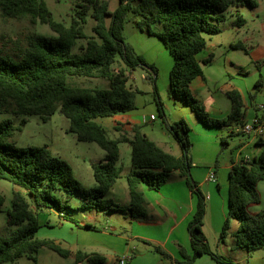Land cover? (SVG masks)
Here are the masks:
<instances>
[{"label": "trees", "instance_id": "1", "mask_svg": "<svg viewBox=\"0 0 264 264\" xmlns=\"http://www.w3.org/2000/svg\"><path fill=\"white\" fill-rule=\"evenodd\" d=\"M68 26L56 22L43 0H0V17L26 19L30 25H47L54 33L43 36L35 33L17 37L0 35V114L21 117L16 126L12 119L0 120V180L17 187L12 190L10 209L6 212V226L0 230V264L13 263L26 256L37 263L36 253L47 247L63 258L73 257L76 264H103L105 258L97 252L76 251L52 240L36 238L40 228L38 213L52 210L64 220L82 229L98 230L96 226L71 217V206L63 199L75 197L80 201L78 209L104 212H120L129 219H145L148 205L141 186L158 191L170 181L173 172L185 180L196 196V208L187 230L192 255L183 248L180 254L191 264L198 256L209 255L218 264H236L231 259L214 253L203 233L205 215L204 197L190 175L191 128L181 118L167 123L163 102L156 87L157 68L147 63L133 48L125 43L123 29L128 15H132L135 27L155 36L173 59L169 72L168 97L182 101L194 111L199 121L209 127H222L228 122L244 125V104L237 90L226 92L231 101L227 119H210L201 103L189 89L191 81L202 75V65L196 55L205 49L206 36L220 33L219 24L226 20L230 8H235L233 26L245 24L238 8L257 7L256 0H120L118 7L110 11L107 1L80 0ZM91 11L94 22L92 34L87 35L84 24ZM109 19V20H108ZM160 29L156 30V26ZM78 40L84 46L78 52L74 47ZM121 62L116 66L117 62ZM136 67L146 71V80L153 85L154 102L162 122L178 141L182 155L177 157L159 148L140 130L133 126V136L111 139L98 122L136 108L135 97L140 91L127 86V72ZM72 77L105 78L106 88L71 86ZM260 75L255 89L262 85ZM250 94V99H253ZM59 111L69 121V131L78 141L97 144L103 158L91 165L95 185L83 187L74 177L71 167L54 156L47 145L19 147L11 141L15 131H20L27 117L36 115L43 122ZM261 122L262 118H258ZM130 146L131 169L126 175L129 205L121 207L104 199L107 191L120 175L117 168L119 144ZM223 148L228 146L221 139ZM256 145L263 149L251 160L234 162L229 170L228 212L219 239L227 235L230 220L239 224L234 232L235 247L254 251L264 247V210L251 212L260 202L257 184L264 180V140L258 137ZM61 197H57L56 194ZM26 196L30 197V201ZM4 197L0 194V208ZM149 244V243H148ZM163 259L170 256L161 247L152 246Z\"/></svg>", "mask_w": 264, "mask_h": 264}, {"label": "crops", "instance_id": "2", "mask_svg": "<svg viewBox=\"0 0 264 264\" xmlns=\"http://www.w3.org/2000/svg\"><path fill=\"white\" fill-rule=\"evenodd\" d=\"M256 8L257 7L253 9ZM235 11V8H230L228 10L226 14V20L219 24V28L221 32L223 25L227 20H229L231 28L235 30L236 34H238L237 36L239 37V35L242 34L241 27H243L245 24L239 28H235L233 26ZM261 28L264 30V22H262ZM211 36L213 35L206 36L205 49L196 55V59L200 63L209 57H211V61L206 65H202V75L195 77L191 81L189 89L192 96L201 103L210 119L221 120L227 119V116L231 111V101L226 96V92L230 90H237L240 93L244 104L243 122L247 124L249 117H252V123L256 119L262 118V122L264 124V104L257 102V98L254 101L253 99L248 98L249 92L251 91L250 87L241 88V86L236 84V81H241L243 78L247 77L249 71L244 69L242 64H233L230 61L215 62L213 51L207 45L208 38ZM242 37L244 38L248 48V51H245V63L247 65H251L253 63L258 76L260 77L261 75L262 79L264 80V74L261 73V70L263 69L262 63H264V51L263 54L259 51L261 46L255 42V37L253 38L247 35ZM154 38L156 37L151 36V62L148 63L154 65L157 68L158 74L161 67H163L164 71H168L169 73L173 64V59L168 51L164 48L161 41ZM236 49L237 47L234 48V50ZM165 52L169 54V57ZM261 57L263 58L261 59ZM127 75L129 78L127 86L132 89H137L134 88V85L129 81L131 78L129 71L127 72ZM145 77L146 73L142 75L143 79H146ZM92 79L101 80L99 81L101 86H97L96 88H106L108 85V81L105 78ZM262 88L263 86L260 88V91ZM158 93L161 100L163 101L167 123L171 124L183 118L191 128V147L189 150V156L191 159L190 175L204 197L205 215L203 218L202 230L210 246L209 239L212 237L211 235L217 238L216 235L220 234L224 221L227 217L229 170L232 164L241 160H251L253 157H256L263 148L259 145H256L257 139L253 136V134H244L241 131L242 125H239L235 122H228L222 127L206 126L199 121L194 111L182 101L172 97H167L168 95H166L167 98L165 99V95H162V91L158 90ZM164 93L166 94L167 91L165 90ZM150 115L155 116L149 109L135 108L129 112L118 113L113 117L99 119L98 122L105 129L107 136L111 139H118L123 136L131 138L133 136V126H140L141 132L145 134L150 140H152L159 148L177 157L181 156V149L179 153L171 152L170 145L165 141L167 136L166 131L155 129L153 124L157 120L156 116L154 121H149L146 123L143 122L144 119L148 118ZM148 123L152 125L151 128L144 130L142 126ZM235 136H239V141L235 144V146H233V149L229 155L226 153V148L229 147L232 139ZM222 138H226L228 143L226 148L222 147ZM262 139L264 140V131L262 134ZM124 145L127 146L125 147L126 149H124V151L129 152L130 155L131 150L129 144L125 142L120 143L119 161L117 162V168L120 169V175L116 183L107 191L104 196V199L112 201L121 207H127L129 205L126 175L131 169L130 158L126 166L120 162L122 146ZM251 145V151L242 156L243 151ZM211 172L215 174L216 182H211L209 180V175ZM14 188L15 190H19L17 187ZM141 189L148 205V216L145 219H129L120 212L96 211V213H92L93 211L88 209L80 210L78 209L80 201L77 198L63 196V199H67L66 201L72 207L70 213L66 212V214H69L81 224L89 223L96 226L99 214H101L104 218H112L118 213L120 219L117 218L114 225L120 229H123L124 231H128L131 235V238L136 241V245L133 246V248H128L127 244V249L124 250L125 256L123 257H126L127 260H129L128 264H186V260L181 256L179 250L183 248L188 256L192 255L187 226L196 208V196L192 193V191L189 190L185 180L179 176L178 172H173L170 181L163 185L158 191L150 190L144 184L141 186ZM257 190L259 193L260 202L258 205L252 206L249 209L253 213L264 210V180L257 184ZM0 194L4 197V203L0 208V212H5L4 225L6 226V212L8 209H10L11 196L10 203L8 204L7 198L1 190ZM43 215L45 218H43ZM51 215L57 217V220L53 221H55L58 227L63 228L66 231L68 230L70 233L69 235H72L76 231L84 230L85 232H89L99 230L79 228L74 223L61 218L57 212L47 209L38 213V222L40 224V228L44 226H54V224H51L50 221ZM116 226H107V228L102 227L98 232L110 236V234L107 233V230L114 231ZM238 226L239 224L236 220H230L225 239L223 241L215 239V250H211L218 255L231 259L236 264H252L253 261L251 252L243 248L235 247L233 234L237 230ZM61 239L64 240L63 238ZM70 239H68L67 243H73L75 246L77 244L76 238L74 241ZM107 245L108 244H103L102 242H84L85 248L83 251L87 253H100L105 258V262L103 264H119V257L117 258L116 256L107 254V251H112L110 248L111 246ZM152 246L161 247L162 250L170 256V258L163 259L161 254L155 252L152 249ZM68 250H70L72 253L81 251L77 248H69ZM65 259L67 260V264H76L73 257H68ZM191 264L218 263L215 262L209 255L204 254L198 256Z\"/></svg>", "mask_w": 264, "mask_h": 264}, {"label": "rangeland", "instance_id": "3", "mask_svg": "<svg viewBox=\"0 0 264 264\" xmlns=\"http://www.w3.org/2000/svg\"><path fill=\"white\" fill-rule=\"evenodd\" d=\"M50 12L54 21L63 23L68 26L73 18L74 11L79 9L77 7V3H80V0H43ZM107 1L108 8L112 12L114 11L120 0H100ZM257 8L253 9L249 6H243L239 8V14L246 21L245 25L241 27L242 34L237 36L235 30L231 28L230 21L227 20L223 25L220 34L213 35L208 38L207 45L212 49L214 61H230L233 64H242L244 69L248 70L249 73L247 77L243 78L241 81H236V84L241 86V88H251L249 92L252 94L253 101L257 98V102L264 104V80L262 85L255 89L256 81L259 79L258 73L256 71L253 63L251 65H247L245 62L246 55L245 51H248L247 44L244 41L242 36H251L256 38V43H258L261 48L259 51L263 54L264 51V30L261 28L262 22H264V0H256ZM91 11L87 14V21L84 24V31L87 35L92 34L93 20L91 18ZM109 20V19H108ZM135 18L132 15H128L124 29L123 36L125 39V43L133 48L136 54L140 55L147 63L151 62V36L146 32L139 31L134 25ZM156 30L160 29V26L155 27ZM26 33H35L43 36H52L54 33L51 29L45 25L36 23L35 25H30L26 19H3L0 17V35H5L9 37H17L19 34ZM158 39V38H154ZM155 41V40H154ZM158 41V40H157ZM84 40H78L75 47L74 52H78L80 47L84 46ZM234 50V48H236ZM167 53V52H165ZM168 57L169 54L167 53ZM263 57H261L262 59ZM263 62V61H262ZM261 62V63H262ZM121 62H117L116 66L120 65ZM263 69L261 73L264 74V63ZM130 72V83L134 85V88H137L140 92L136 94L135 105L137 109H149L151 113H153L157 120L153 124L155 129L160 131H166L167 136L165 141L171 147V152L179 153L180 145L177 140L168 132L169 130L165 127L162 122V118L158 113L157 106L154 103V94L153 87L149 80L143 79L142 75L146 73V71L141 67H136ZM97 79L87 78V77H72L69 81L71 86L77 87H87V88H96L97 86H101ZM156 87L158 86V90L162 91V95H165V99L167 93L165 94V90L167 91L169 84V73L168 71H164L163 67L160 68L159 74H157L156 79ZM263 88L260 91V88ZM157 90V91H158ZM163 102V101H162ZM261 113V112H257ZM3 119H12L14 124L17 126L21 117H15L11 114H0V120ZM252 124V117H249L248 123ZM151 124L148 123L143 125L142 128L144 130L150 129ZM168 130V131H167ZM239 136H235L229 147L226 148V153L230 155V152L233 149V146L239 141ZM11 141L14 142L19 147H27V146H43L47 145L51 150L52 154L62 160H64L72 169L73 175L75 179L85 188H91L95 185L93 179V173L91 165L93 163H97L102 159L105 154L104 151L95 143L92 142H82L78 141L73 133L69 131V121L63 115L56 111L48 121L43 122L38 116L33 115L27 117V122L24 126L21 127L20 131H15L11 137ZM127 146H122V154L120 157V162L126 166L129 160V152L124 151ZM252 145L247 147L243 153L247 154L251 151ZM236 150V149H235ZM15 189L12 184L7 181L0 180V190L4 193L7 198V203H10V196L12 195V190ZM57 197H61L60 194H56ZM27 200L30 201V197L26 196ZM92 213H96L95 210ZM43 218L45 216L43 215ZM119 218V214H115L112 218L106 217L104 218L101 214L97 218L98 222H96L97 229L100 230L102 227L107 226H116L114 225L116 219ZM51 224L54 226H44L41 227L37 233L36 238L41 240H52L56 243H60V245L64 248H77L81 251L84 250V242H102L103 244H108L107 246H111L112 251H107L108 255L116 256L117 258L123 257L124 250L128 248H133L136 245V241L131 238V235L128 231H124L116 226L114 231L107 230L109 235L102 234L98 231H76L72 235H69V231L60 228L56 225L55 221L57 217L54 215L50 216ZM94 222V221H91ZM5 212H0V230L5 227ZM65 236V237H64ZM72 236V237H71ZM209 239L210 248L215 250V239L220 240V234ZM63 238L64 240H62ZM75 240L77 244L74 246L73 243H67L68 239ZM74 238V239H73ZM57 239V240H56ZM70 239V240H71ZM58 241V242H57ZM71 242V241H70ZM84 252V251H83ZM252 256V264H264V247L250 251ZM37 263L38 264H67V260L62 258L57 253L48 249L47 247L40 248L36 253ZM129 260L126 261L128 264ZM12 264H34L32 260L23 256Z\"/></svg>", "mask_w": 264, "mask_h": 264}, {"label": "built area", "instance_id": "4", "mask_svg": "<svg viewBox=\"0 0 264 264\" xmlns=\"http://www.w3.org/2000/svg\"><path fill=\"white\" fill-rule=\"evenodd\" d=\"M155 116L150 115L148 118H145L143 122H149V121H154ZM241 131L244 134H253V136L257 139L258 137H262L263 131H264V124L263 122L259 121L256 119L252 124H244L241 126ZM249 159H246L245 161H248ZM209 180L211 182H216V176L213 172L210 173L209 175ZM127 258L126 257H121L118 260L119 264H126Z\"/></svg>", "mask_w": 264, "mask_h": 264}]
</instances>
